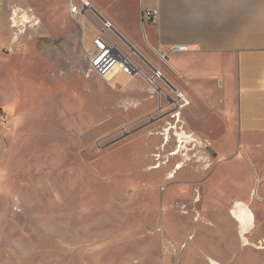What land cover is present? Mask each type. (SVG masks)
Masks as SVG:
<instances>
[{
  "label": "rangeland",
  "instance_id": "rangeland-1",
  "mask_svg": "<svg viewBox=\"0 0 264 264\" xmlns=\"http://www.w3.org/2000/svg\"><path fill=\"white\" fill-rule=\"evenodd\" d=\"M81 1L0 0L8 5L0 107L9 116L0 264L222 262L230 216L209 215L213 199L184 177L207 165L210 151L180 141L169 86L162 83L168 99L151 94L143 75L125 85L126 77L90 71L92 23L70 12ZM211 191L216 202L241 197L240 189Z\"/></svg>",
  "mask_w": 264,
  "mask_h": 264
},
{
  "label": "crops",
  "instance_id": "crops-1",
  "mask_svg": "<svg viewBox=\"0 0 264 264\" xmlns=\"http://www.w3.org/2000/svg\"><path fill=\"white\" fill-rule=\"evenodd\" d=\"M7 6L0 3V12ZM143 6L159 10L156 23L142 24ZM96 9L137 60L160 67L186 97L175 123L204 144L210 158L184 177L213 199L209 215L231 219H222L223 261L211 258V264H264V0H111ZM7 22L0 14V52L8 43ZM174 44L189 50L170 52L169 64L161 62L156 50ZM218 186L240 189L241 197L216 202L211 189ZM240 204L253 219L234 216Z\"/></svg>",
  "mask_w": 264,
  "mask_h": 264
},
{
  "label": "built area",
  "instance_id": "built-area-1",
  "mask_svg": "<svg viewBox=\"0 0 264 264\" xmlns=\"http://www.w3.org/2000/svg\"><path fill=\"white\" fill-rule=\"evenodd\" d=\"M70 12L73 17L81 16L89 18L92 23V28L96 29L91 39V47L87 49L90 71L92 73L100 75L107 80L114 79L120 75L127 77L128 80L133 79L137 75H143L149 84V91L151 94L165 93L166 97L169 99L162 83L166 84L175 93L174 98L170 97V104L174 106V112H172L173 117L176 111L181 110L187 104L184 93L169 84L160 67H156L149 61H146V59L140 58V60H137V53L123 44L121 35L113 23L99 12L91 1L82 0L80 4L72 3ZM90 13H92L93 17ZM158 16V9L143 6L141 13L143 25L156 23ZM187 50H189L187 45L174 44L166 50L158 48L156 53L161 62L169 64L168 59L170 52H182ZM141 63H144L151 72H147ZM8 122L9 116L0 107V139L1 127ZM193 141L196 140L194 139Z\"/></svg>",
  "mask_w": 264,
  "mask_h": 264
},
{
  "label": "bare ground",
  "instance_id": "bare-ground-1",
  "mask_svg": "<svg viewBox=\"0 0 264 264\" xmlns=\"http://www.w3.org/2000/svg\"><path fill=\"white\" fill-rule=\"evenodd\" d=\"M27 51V50H26ZM7 79V78H6ZM131 80V79H130ZM130 80H128L127 78H126V83H125V85H127V84H129V82H130ZM14 87V86H13ZM20 87V86H19ZM15 89H16V87H15ZM18 95V94H17ZM19 108V107H18ZM12 130V129H11ZM16 132H17V129H16ZM178 135H179V137H180V141L181 142H185V141H190V140H194L193 138H191V137H187V136H185V134L183 133V132H179V133H177ZM185 137V138H184ZM184 138V139H183ZM5 161V160H4ZM8 164V163H7ZM183 166V164H182V162H181V164H179L178 165V168H181ZM234 216L235 217H237V218H243V216H248L249 217V219H253V215H252V212L250 211V209L247 207V205H242L241 206V204H240V206H238L235 210H234ZM238 221H239V219H238ZM242 221H244V218H243V220ZM240 223H242V222H240Z\"/></svg>",
  "mask_w": 264,
  "mask_h": 264
}]
</instances>
